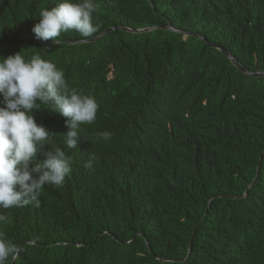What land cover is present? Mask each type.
Returning <instances> with one entry per match:
<instances>
[{
	"label": "trees",
	"instance_id": "obj_1",
	"mask_svg": "<svg viewBox=\"0 0 264 264\" xmlns=\"http://www.w3.org/2000/svg\"><path fill=\"white\" fill-rule=\"evenodd\" d=\"M95 2L98 31L55 46L32 29L56 0H0V57L39 54L99 105L65 184L0 210L7 264H264V0ZM33 115L64 148L66 118Z\"/></svg>",
	"mask_w": 264,
	"mask_h": 264
},
{
	"label": "clouds",
	"instance_id": "obj_2",
	"mask_svg": "<svg viewBox=\"0 0 264 264\" xmlns=\"http://www.w3.org/2000/svg\"><path fill=\"white\" fill-rule=\"evenodd\" d=\"M97 8L95 0H56L51 10H40L32 31L37 40L55 46L61 34L70 31L92 37L99 27L94 22ZM0 97V210L38 206L46 185L63 186L72 174L70 151L80 150L81 126L96 121L99 105L93 96L71 88L53 62L39 54L26 58L22 52L0 57ZM41 106L66 118L68 131L59 135L64 148L52 147L58 135L37 124L33 113ZM111 136L107 131L98 134L105 141ZM45 146L50 150L42 152ZM41 154L43 160L38 159ZM84 166L91 168L92 158ZM5 220L0 214V223ZM21 250L0 234V264L17 258Z\"/></svg>",
	"mask_w": 264,
	"mask_h": 264
},
{
	"label": "water",
	"instance_id": "obj_3",
	"mask_svg": "<svg viewBox=\"0 0 264 264\" xmlns=\"http://www.w3.org/2000/svg\"><path fill=\"white\" fill-rule=\"evenodd\" d=\"M116 30L115 28H110V29H108L107 31H105V32H103L101 35H99L98 37H101V36H103V35H105L106 33H108L109 31H111V30ZM154 29H156V28H148V29H144V30H131V29H128V28H123V30L124 31H126V32H132V33H135V34H140V33H145V32H149V31H151V30H154ZM163 29H165V30H171L170 28H163ZM185 35H188L187 33L185 34ZM11 37V34H8V35H6L5 37H3L4 39H7V38H10ZM17 37H22V36H20V35H18ZM98 37H96V38H98ZM197 37H199V36H197ZM95 38V39H96ZM95 39H92V40H90V41H93V40H95ZM75 43H82V42H73V43H68V44H75ZM210 46H212L213 48H215V49H217V50H220L221 52H223L227 57H228V59L235 65V66H237L241 71H243L244 73H247L242 67H240L239 65H237L236 63H235V61L233 60V58L227 53V52H225L223 49H221L219 46H217V45H215V44H211ZM247 74H249V73H247ZM253 76H264V73H259V74H256V75H253ZM250 187H251V185H250ZM248 191V189L246 190V192H245V195H244V197H246L247 196V192Z\"/></svg>",
	"mask_w": 264,
	"mask_h": 264
}]
</instances>
